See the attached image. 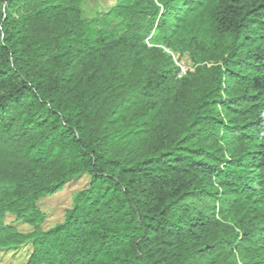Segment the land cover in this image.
Wrapping results in <instances>:
<instances>
[{"label":"trees","instance_id":"1","mask_svg":"<svg viewBox=\"0 0 264 264\" xmlns=\"http://www.w3.org/2000/svg\"><path fill=\"white\" fill-rule=\"evenodd\" d=\"M101 1L0 0V254L264 264V0Z\"/></svg>","mask_w":264,"mask_h":264},{"label":"rangeland","instance_id":"2","mask_svg":"<svg viewBox=\"0 0 264 264\" xmlns=\"http://www.w3.org/2000/svg\"><path fill=\"white\" fill-rule=\"evenodd\" d=\"M132 2V0H102L98 3H88L85 6L86 16H103L114 5H129ZM113 28L119 32H124L126 25L120 20H116L113 23ZM177 61L180 66H183L187 70L194 69L193 63L187 55L180 57ZM88 182V176H82L68 184L61 192L53 196L45 197L39 202L40 209L46 217L44 224L46 230L64 221L66 211L72 206L73 195L75 192L84 189ZM14 220L15 218L13 216H8L6 222L8 224H14L21 232L31 231L30 227L20 223L15 224ZM29 254V247L19 251L3 252L0 254V264H26Z\"/></svg>","mask_w":264,"mask_h":264},{"label":"built area","instance_id":"3","mask_svg":"<svg viewBox=\"0 0 264 264\" xmlns=\"http://www.w3.org/2000/svg\"><path fill=\"white\" fill-rule=\"evenodd\" d=\"M178 59L175 57V61H176V63H177V65H178V67H180V69H181V71H180V75H179V77L180 78H182V77H184L188 72H190V71H193V69L192 70H187L186 68H184L183 66H180L179 64H178V61H177Z\"/></svg>","mask_w":264,"mask_h":264}]
</instances>
